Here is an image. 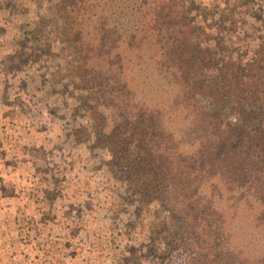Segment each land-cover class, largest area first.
<instances>
[{
	"label": "rangeland",
	"instance_id": "rangeland-1",
	"mask_svg": "<svg viewBox=\"0 0 264 264\" xmlns=\"http://www.w3.org/2000/svg\"><path fill=\"white\" fill-rule=\"evenodd\" d=\"M144 1L168 0H0V264H196L195 245L169 242L186 219V193L169 183L154 200L135 193L97 138L109 129L112 101L101 102L98 82L74 75L65 30L73 9L85 14L89 37L110 36L119 21L115 34L125 39L134 34L126 25L145 17L136 12ZM171 7L178 17L203 19V32L196 24L191 33L196 48L218 42L264 73V0H172ZM131 84L113 99H161L160 89ZM257 103L262 118L249 127L261 130L264 92Z\"/></svg>",
	"mask_w": 264,
	"mask_h": 264
},
{
	"label": "trees",
	"instance_id": "trees-1",
	"mask_svg": "<svg viewBox=\"0 0 264 264\" xmlns=\"http://www.w3.org/2000/svg\"><path fill=\"white\" fill-rule=\"evenodd\" d=\"M171 3H140L136 12L145 17L126 25L135 35L125 39L115 34L119 21L110 36L89 37L85 14L69 9L74 75L98 82L101 102L112 101L109 129L97 138L125 167L135 193L154 200L166 183L186 193V219L170 244L195 245L196 264H264V127H249L263 114L262 67L240 62L218 42L196 48L191 33L205 27L203 19L178 17ZM132 79L145 93L160 89L161 99H113ZM196 179L201 189L188 190Z\"/></svg>",
	"mask_w": 264,
	"mask_h": 264
}]
</instances>
